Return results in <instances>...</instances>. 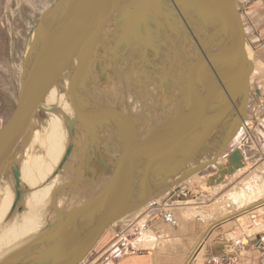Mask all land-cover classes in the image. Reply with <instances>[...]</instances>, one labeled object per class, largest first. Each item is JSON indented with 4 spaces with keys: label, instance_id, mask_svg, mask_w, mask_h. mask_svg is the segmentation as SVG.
I'll use <instances>...</instances> for the list:
<instances>
[{
    "label": "water",
    "instance_id": "95a60500",
    "mask_svg": "<svg viewBox=\"0 0 264 264\" xmlns=\"http://www.w3.org/2000/svg\"><path fill=\"white\" fill-rule=\"evenodd\" d=\"M122 1L57 0L52 7L40 15L34 29L36 38L30 49L31 61L21 78L16 107L8 121L0 128V176L11 165L17 188L20 174L17 166L12 163L15 146L18 145V149L23 148L25 137L31 128L32 114L39 107L37 103L42 99L47 88L57 82L62 70L65 66H69L71 58L75 56L77 62L76 66H73L75 75L71 83L72 96L76 103L80 101V95L85 102L87 93L83 86L89 75L91 56L100 43L108 42H104L105 40L102 42V33L108 23L113 24V21H116L118 28H121L120 31L124 29L125 36L130 35L135 24L145 26L149 14H158L154 9V6L157 7L156 1L161 4L160 0H133L131 6L124 8ZM171 1L184 9L186 3L197 4L202 8L203 19L216 18L218 26L221 27V35L224 36L221 46L215 47L214 50L206 49L198 55V60L190 67L194 70L192 77L182 95L178 97L174 111L165 122L154 128L153 133L146 135L141 141L138 140L139 142H136V135L133 136L132 131L134 133L137 131L130 117L119 116V113L100 106L79 111L78 107L81 105L77 103L78 107H75L74 111L78 115L71 122L67 119L65 121L70 129L76 123L82 124L87 131L93 123L124 122L122 140L120 138L121 141L118 142V149H110L92 136L87 137L91 142L84 140L86 147L83 152H86L88 145L95 144L114 154L118 164L112 172V181L83 206L70 210L40 237L1 259L0 264L81 263L113 222L147 204L156 192L159 194L169 192L185 182V179L216 164L220 159L219 156L230 144L232 133L242 129L243 120L247 118V97L250 93L249 77L252 64L245 52L242 17L233 0ZM57 11L60 12L58 19L51 28H48L46 19ZM59 51L63 52L62 64L60 71H56L55 58L60 54ZM226 64L228 66L223 68ZM213 72L216 73V77L207 80L205 91H200L199 84L202 78L209 75L211 77ZM89 102L93 103L91 99ZM236 105L238 111L234 110ZM227 122L226 136L221 146L216 149L212 157L214 159L200 162L195 168L186 170L178 177L177 173L181 168L183 169L193 157L202 154L201 148L206 144L213 130ZM15 138L19 143L14 144ZM70 152L71 147H68L66 156ZM228 157L227 170L224 172L231 174L243 167L238 149H233ZM167 164H171L169 169L171 172L166 176L176 179L166 185L160 182L154 184L155 169L159 167L161 169V166ZM81 165H78V174ZM141 167L143 171L137 173ZM224 174L221 172L217 182L223 180ZM76 183L77 181L74 185ZM15 192L16 201L11 206V212L15 210V203L21 196L19 191ZM133 192L138 195L134 201L131 200ZM240 213L242 212L234 216ZM223 221L225 220L217 221L216 224ZM41 245H46L44 250L40 254L33 253L34 249Z\"/></svg>",
    "mask_w": 264,
    "mask_h": 264
},
{
    "label": "bare ground",
    "instance_id": "6f19581e",
    "mask_svg": "<svg viewBox=\"0 0 264 264\" xmlns=\"http://www.w3.org/2000/svg\"><path fill=\"white\" fill-rule=\"evenodd\" d=\"M132 2L133 0H123L122 6L128 8L132 5ZM155 5L157 7L154 6V9L157 10L158 14H149L146 18L147 24L140 27L142 29L141 32L146 34L148 39L147 41H144V39L138 41L145 42L148 45L150 54L152 52H161V54H156V57L158 58L166 57L167 53H170L172 58L171 62L173 63H168L166 65L162 64L159 66L164 74L160 76V72L157 71L158 67L155 65H152L154 67L152 69V63L148 60L149 57V59L152 60V55L149 57L147 56L148 58L146 60L142 54L140 55L138 49H136L138 51L134 49L133 52H135L136 57L138 58L131 59L130 67H127V69L130 74H139L140 80L132 87L131 85L127 88H122L120 86L117 90H114L115 87L111 86L103 91L97 81V79L99 80L97 69L101 67V64L105 61L104 59H109L111 57L113 59L112 61L116 64L119 62L120 58L121 61H123L126 57V55H123L119 58L118 55H120V52L118 53L117 50L115 51L117 54L114 55L113 51L110 49L115 47L107 42V40L110 39L109 35L113 34L112 31H118L121 29L120 27L118 28L117 22L113 21V24L111 23L112 25H110L106 31V36L103 35L102 37V42L105 40L104 42L108 43L107 47L104 48L103 44L100 43V46L96 48H99L101 51L99 49L93 51L90 70L88 72L89 75H87L85 85L83 86L85 93H87V100L85 101V103H87V109L100 106L111 110L112 112L119 113V116L130 117L132 124L137 131L135 133L132 131L133 136L136 135V142H139L138 140L141 141L146 135L153 133L155 127L159 126L169 118L170 113L176 108L178 97L182 95L187 87V83L192 77L194 70L190 67L194 65L196 60H198V55L206 49L214 50L216 49L215 47L221 46V43L223 42L222 39L224 38V36L221 35L222 32L221 27L218 26V20L216 18L203 19L204 13L201 12V6H198L197 4L190 5L186 3V9H184L181 5L178 6L177 4L172 3L171 0H162L160 5L157 1ZM59 13L60 12L57 11L55 14H52L49 19H46L48 28H51L54 25L59 17ZM155 26L161 29L160 34L156 36L155 33H153L151 36V32ZM35 38L36 31L33 30L23 59L24 64L22 65L23 68H21L22 70L20 72L21 78L29 61H31L30 49ZM38 39L40 40V38ZM141 45L142 44H139V46ZM167 46L170 47L171 50H169ZM59 52L60 54H57V57L55 58L57 59V62H55L56 71H60L62 64L61 60L63 52ZM111 54H113V56ZM251 56L252 55H250V57ZM250 60L254 61L253 58ZM76 62L77 59L75 56L72 57L69 66H65L64 70L60 73L57 82L47 88L44 96L37 103L39 104V107H37L32 114L31 128L25 137L23 148L18 149L19 146H15L16 151L13 155L12 163L17 166L20 174L18 188L15 179L12 176L11 165L0 176V260L11 254V252L26 246L27 243L40 237L41 234H44L47 230L55 226V224L70 210L83 206L84 203H87L97 196L98 193L107 187L112 181V172L115 165L118 164L117 160H115L114 154L108 152L106 148L95 144H92L93 146L88 145L86 152H83L86 147L84 140H86L87 137L92 136L96 138L95 140L104 144V146L110 149H118V142L120 138L122 140V128L124 122L121 124L120 121L119 124L113 121H110V123H93L90 124L87 131L80 123H76L71 129L67 127L65 122L66 119L70 122L74 120L76 115H78L74 111L75 107H78L76 104L80 103L81 105L83 102L81 95L80 101L78 100L77 103L74 100V96H72L73 88L71 87V83L72 79H74L73 76L75 75V72H73V66H76ZM109 63H111V61ZM250 63L253 62L250 61ZM142 66L144 68L141 70ZM226 66H228V64L223 68H226ZM148 67L151 68L152 73L148 72ZM213 77H216L215 72L211 74V77L209 75L202 78V82L199 84L200 91H205L207 86L205 84L206 81L209 79L211 80ZM142 79L146 81L145 85L141 81ZM249 83L251 90L252 79L250 82V77ZM113 94L117 100L114 97L112 98ZM247 98L249 100V95ZM90 99L93 103L89 102ZM78 109L79 111L84 110L82 105L81 107H78ZM234 110L238 111V105H236ZM39 111L43 112L44 119L38 118ZM246 122L247 118L243 120L242 129L243 126L246 125ZM157 123L159 124L157 125ZM227 125L228 122L223 123L213 130L208 140H206V144L201 148L202 154L199 153L197 156L193 157L183 169L181 168L177 173L178 177L182 176L186 170L195 168L200 162L203 163L210 159H214L212 157L216 149L221 146V142L226 136ZM242 129L237 133L233 132L230 141H234V138L241 136ZM214 137H220L218 145H216L215 142L210 141V139H216ZM87 140L88 142H91L90 139ZM13 142L14 144L19 143L17 138H15ZM208 142L210 143L209 145ZM235 142H238V139ZM68 147H71V152L66 156ZM206 147L213 150L209 158L206 157ZM89 150L92 151L88 153ZM45 156L47 157V160L45 159ZM47 162H50L52 165L49 167ZM228 162V158L219 159L213 166H216L219 170L221 168L223 171L220 172L224 173ZM79 164L82 165L78 174ZM170 165H163L161 166V169H159L160 167L155 169V177L153 179L154 184L160 182L163 185H166L176 179L173 177L168 178L166 176L168 174L170 175ZM53 166L54 168L56 167L55 172H53ZM63 168H65V174L63 173ZM142 169L143 168L141 167L137 173L142 172ZM199 179L200 178L197 174L185 179V181L188 180L189 182L197 183ZM75 181H77V183L74 185ZM21 183L23 184V187ZM11 188L14 194L13 196L10 195V199L7 201V199L5 200L3 197L6 195L5 193L3 195V192H9ZM15 191H19L21 196L15 203V210L11 212V206L14 201H16ZM156 194L159 193L156 192ZM161 194L162 193L159 195ZM137 196L138 195L134 193L131 196V200L134 201ZM239 197L243 198L244 194H239ZM262 199H264V197ZM260 202L262 203L261 200ZM254 204L248 205L247 207L238 210V212H243L250 208V210L255 209L256 207H253L256 206V204ZM20 207H23L24 209L21 213L23 223H20L17 219L14 220L15 216L20 213ZM188 213L190 215L181 213V216L184 214L183 216L192 219L194 213H191V211H188ZM169 215V217L166 216L168 222L174 221L173 211L169 213ZM232 215V213H229L226 217L218 218L214 222H211L207 228H205V236H203L204 238H202L196 245V248L198 249L201 242L208 237L211 230L217 225V221H228L227 219L230 220L231 217H236ZM122 218H119L113 222V224L122 220ZM237 220L242 221V218L240 217ZM113 224L111 226H113ZM214 224L216 225L214 226ZM6 234L10 237L6 240L5 244L1 243L2 238ZM150 236L154 235L145 234L141 237L142 245L147 238L152 241L153 238ZM45 246L46 245H41L39 248L34 249L33 253L40 254ZM197 249H194V254L197 253ZM84 260L79 264H84Z\"/></svg>",
    "mask_w": 264,
    "mask_h": 264
},
{
    "label": "rangeland",
    "instance_id": "374dc122",
    "mask_svg": "<svg viewBox=\"0 0 264 264\" xmlns=\"http://www.w3.org/2000/svg\"><path fill=\"white\" fill-rule=\"evenodd\" d=\"M160 1L162 3V0ZM236 1L238 9L242 14L245 36L249 39L251 45L250 54L255 61V68L253 69H256V72L254 77L252 76L253 71H251L250 74L252 86L246 110V125L243 126L242 134L238 138V142L230 141L226 150L219 157L220 159L229 158V153L233 149H238L241 153L243 167L231 174L224 172L225 176L222 178L223 180L217 182V179L221 177V172L219 171L223 170H219L216 166H210L199 172L198 177L200 179L197 183L186 180L172 188L169 192H163L161 195H154L152 200L147 202V204L143 205L141 208H137L126 217L122 218V220L113 224V226L104 233L97 245L94 246L92 252L86 256L84 264H108L109 261L113 263L114 260L117 259V256H115V254L111 256V254L117 248H119L120 254L129 257L133 249L131 244L134 239L137 240L143 232H152L155 234V237H161L160 235L164 234L161 229L158 228V225L162 224L164 219L166 220L165 216L171 213V211L178 215L181 214V212L185 213L186 210L191 211L196 216L204 217V224H209V222H214L218 218L226 217L229 213H232V216H234L236 212L239 213L238 210L248 205H253L254 203L256 204V206L253 207H256L255 209L250 210V208L244 210L228 223L223 224L222 227L219 228V231H215L214 229L216 227H214L212 233L208 235L209 237L203 244L204 247L200 257H198L197 260L192 259L191 262L188 263L190 258L194 255V249H197L195 248L196 245L203 237H201V239L199 238L200 240L196 239L195 242H191L190 244L195 247L193 246L186 260L188 264H205L206 257L211 256V254L216 255L233 251L238 255L236 264H264V240H260L259 238L260 235L264 238V207L261 208L262 210L259 213L258 211H253L264 205V199H262L264 197V0ZM56 2L57 0H0V128L8 121L9 116L16 107L20 87L19 83L21 81L20 72L22 70L21 68H23V59L30 36L41 17L40 15L43 14L45 10L52 7ZM110 25L112 24L108 23L102 35L106 36V31ZM140 27V25L135 24L130 35L127 34L125 36L123 32L124 29L121 31H112L113 34L109 35L110 39L107 41L115 47L110 50L113 51L114 55L117 54L115 53L116 50L118 53L120 52V55H118L119 58L123 55H126V57L123 61H121L120 58L119 62L116 64L112 61L113 59L111 57L109 59H104L105 61L101 64V67L98 69L96 68L99 73V80L97 79V81L103 91L111 86L115 87L114 90H117L120 86L122 88H127L131 85L132 87L140 80L139 74H130L127 69V67H130L131 59L138 58L135 52H133L134 49H138L139 51H136H138L140 55L142 54L146 60L152 55V60L149 59L150 57L148 60L152 63L151 66L155 65L158 67L157 71L160 72V76L164 73L160 70L159 66L173 63L171 62L172 58L169 52L166 57L158 58L156 54H161V52H152L150 54L148 45L145 42L138 41L143 39L147 41L148 39L146 34L141 32L142 29ZM160 31L161 29L155 26L151 32V36L153 33H155L156 36L159 35ZM108 43H103L104 47H107ZM139 44L142 45L139 46ZM96 49L98 50L99 48ZM168 49L171 50L170 47H168ZM111 55L113 56V54ZM247 58L249 61L252 59L249 56ZM110 61L111 63H109ZM150 67H148L147 70L149 73H152ZM143 68L142 66L141 70ZM153 68L152 66V69ZM141 81L145 85L146 81L144 79ZM113 97L114 94L112 95V98ZM86 104L87 103L84 101L81 103L84 110L87 109ZM43 117V112L39 111L38 118L44 119ZM158 124L159 123H157V125ZM214 138L216 139H210V141L218 145L220 137ZM209 144L208 142V145ZM205 150L207 151L206 157L209 158L213 150L207 147ZM90 151L92 150H89L88 153ZM45 159L47 160V157ZM47 164H49V167L52 165L50 162H47ZM55 168L53 166V172H55ZM63 169V173L65 174V168ZM226 170L227 169H225V171ZM22 183L21 185L23 187ZM7 192L8 191L3 192V195L4 193L6 194L3 197L8 201L10 195L13 196L14 192L12 188L8 193ZM241 193L244 194L243 198L239 197ZM19 210L20 213L15 216L14 220L17 219V221L23 223L21 213L24 209L20 207ZM144 215H146V219L140 224H137L142 220ZM240 217L242 221L237 220ZM185 227L186 226L183 225L182 228ZM231 232H233V234H230ZM122 233L124 234V237H122L123 240L121 239L122 241L114 247L113 251L104 254L105 250L116 241V235ZM9 237L10 236L7 234L4 235L1 243L5 244ZM228 245H230L231 248L229 252H227L229 248L227 247ZM144 248L145 247L141 249L137 248L136 250L138 251H136V253L142 252ZM120 254L118 252V255Z\"/></svg>",
    "mask_w": 264,
    "mask_h": 264
},
{
    "label": "crops",
    "instance_id": "0c3cea01",
    "mask_svg": "<svg viewBox=\"0 0 264 264\" xmlns=\"http://www.w3.org/2000/svg\"><path fill=\"white\" fill-rule=\"evenodd\" d=\"M233 2H234L236 9L240 13V16L242 17L241 11L238 9L237 1L233 0ZM242 25H243V23H242ZM243 28H244V25H243ZM244 40H245V46L244 47H245V50H247L246 54H248V56L250 57V55H251L250 54V52H251L250 46L251 45L249 43V39L246 38V36H245V29H244ZM250 58H252V56ZM250 61L253 62L251 64L254 65V66H252V71H253L252 76H254L255 72H256V69H253V68H255V61H252V60H250ZM239 137L237 136L236 138H234L233 142H235ZM262 207H264V205L259 207L258 208L259 210L256 209L253 211H255V212L258 211V213H259L262 210L261 209ZM181 213H183V212H181ZM185 213L187 215L189 214L188 211H186ZM183 215L184 214H182V216H181V214L178 215L177 213H174V215H173L174 221H172V222H168L167 219H166L167 221L165 219H164V221L162 220L163 223L162 224L159 223L160 225H158V228H160L161 231L164 233L163 235H160L161 237H158V236L155 237V234H153L152 232H148V231L143 232L142 235L139 236L137 238V240L134 239L133 243L131 244L133 249L130 252L131 255L129 257L125 256L124 254L123 255L120 254L119 248L114 250V247L118 243H120L123 240L122 237H124L123 233L120 235L117 234L116 235V241L114 242V244L110 245V247H108V249L105 250V252H104V254H108L110 251L114 250V252L111 254V256L114 254H115V256H117V259L114 260L113 263L111 261H109L108 264H188L191 262L192 259L197 260L198 257H200V255L202 254V250L204 247L203 244L205 243L206 239L209 236L203 240V242L201 243L197 253L194 254L190 258L189 262L187 263V260H186L187 256L194 246V245H191L190 243L195 242L196 239L197 240L199 238L201 239V237H203L205 235V233H204L206 230L205 228H207V226L210 224V222H209V224H204L205 218H203L202 216H198V215L196 216L195 214H194V217L192 219H188L187 217H185ZM145 217H146V215H144L142 217L143 218L142 221H144L146 219ZM198 217H200V218H198ZM233 218H235V217H233ZM233 218H230V220ZM230 220L217 224L215 226L216 228L214 230L219 231V228H221L223 224L228 223ZM142 221L138 222L137 224H140ZM183 225H185L186 227L182 228ZM108 229H106V231ZM211 233H212V230H211L210 234ZM145 234H150V235L152 234L154 236H150L151 238H153L152 241H151V239L147 238L146 241L142 245L141 237ZM230 234H233V232H231ZM259 238H260V240H264V238L261 235ZM229 241H230V238H229ZM158 243H160V244H158ZM157 244H158V246H157ZM144 245H146V246H144ZM143 247H145V248L143 249L142 252L136 253V251H138V250H136L137 248L141 249ZM227 247H230V245H228ZM209 249H210V247H209ZM118 252L120 255H118Z\"/></svg>",
    "mask_w": 264,
    "mask_h": 264
},
{
    "label": "built area",
    "instance_id": "2783aa9c",
    "mask_svg": "<svg viewBox=\"0 0 264 264\" xmlns=\"http://www.w3.org/2000/svg\"><path fill=\"white\" fill-rule=\"evenodd\" d=\"M231 251L229 247L227 252ZM205 264H236L238 261L237 253L231 251L229 253L216 254L206 257Z\"/></svg>",
    "mask_w": 264,
    "mask_h": 264
}]
</instances>
